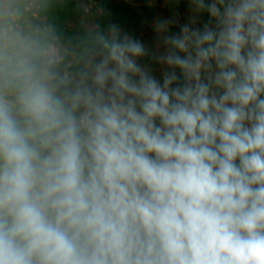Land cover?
Masks as SVG:
<instances>
[{
    "label": "clouds",
    "instance_id": "obj_1",
    "mask_svg": "<svg viewBox=\"0 0 264 264\" xmlns=\"http://www.w3.org/2000/svg\"><path fill=\"white\" fill-rule=\"evenodd\" d=\"M73 2L0 0V264H264V0L163 53Z\"/></svg>",
    "mask_w": 264,
    "mask_h": 264
},
{
    "label": "trees",
    "instance_id": "obj_2",
    "mask_svg": "<svg viewBox=\"0 0 264 264\" xmlns=\"http://www.w3.org/2000/svg\"><path fill=\"white\" fill-rule=\"evenodd\" d=\"M93 1L95 8L89 10L91 21L99 19L102 27L109 23L119 25L122 31L128 32L135 38L146 28V25L152 20L155 8L146 4H136L130 0H84ZM76 1L71 7H67L60 16L62 22L69 32L85 26L83 16L88 15L81 9L76 11ZM104 9V13L101 11Z\"/></svg>",
    "mask_w": 264,
    "mask_h": 264
},
{
    "label": "crops",
    "instance_id": "obj_3",
    "mask_svg": "<svg viewBox=\"0 0 264 264\" xmlns=\"http://www.w3.org/2000/svg\"><path fill=\"white\" fill-rule=\"evenodd\" d=\"M88 2L94 3L93 1ZM206 2H210V0H206ZM135 3L146 4L155 8L152 20L146 25L145 30H143L136 37L138 39L139 36L142 35V37L145 39V45L149 48L150 53H163L165 51L162 41H160L157 33L154 31V26L157 20L173 19L178 21V23H174L170 26L169 34H173L179 32L180 26L182 24L189 23L190 18L194 15L192 10L190 9L189 0H135ZM82 5L86 7L85 3ZM87 14L88 15L82 17L85 26L87 25V23L92 22L90 20L91 13L87 12ZM195 15L197 17V23L193 25L194 27H202L204 23H208L210 20V17L207 13H200ZM140 63L148 67L152 71V74L162 83L163 78H158V75H160V70L163 73L167 70L166 65H160L154 59H152L151 55L143 58ZM177 75L179 76L180 74L177 73Z\"/></svg>",
    "mask_w": 264,
    "mask_h": 264
},
{
    "label": "rangeland",
    "instance_id": "obj_4",
    "mask_svg": "<svg viewBox=\"0 0 264 264\" xmlns=\"http://www.w3.org/2000/svg\"><path fill=\"white\" fill-rule=\"evenodd\" d=\"M78 1H79L80 4H84V3H85V5H86V2H85L84 0H78ZM130 1L135 2V0H130ZM87 3H88V2H87ZM92 5H93L92 9L95 8V4L92 3ZM138 39H140L142 42L145 43V39L142 37V35H140ZM167 70H168V69H167ZM177 70H178V69H177ZM162 73H163V72H161V70H160V75H158V76H159L158 78H163ZM177 73H179V70H178ZM179 74H180V73H179Z\"/></svg>",
    "mask_w": 264,
    "mask_h": 264
},
{
    "label": "built area",
    "instance_id": "obj_5",
    "mask_svg": "<svg viewBox=\"0 0 264 264\" xmlns=\"http://www.w3.org/2000/svg\"><path fill=\"white\" fill-rule=\"evenodd\" d=\"M92 7H93L92 2H88V3L86 4V7H85V8H87L88 11H89V10L92 9Z\"/></svg>",
    "mask_w": 264,
    "mask_h": 264
}]
</instances>
